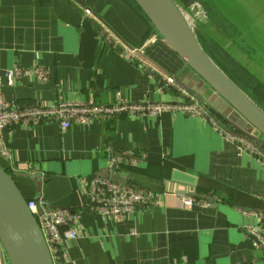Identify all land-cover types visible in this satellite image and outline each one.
I'll return each instance as SVG.
<instances>
[{
    "label": "crops",
    "instance_id": "1",
    "mask_svg": "<svg viewBox=\"0 0 264 264\" xmlns=\"http://www.w3.org/2000/svg\"><path fill=\"white\" fill-rule=\"evenodd\" d=\"M84 1L143 55L129 56L73 0H0V74L21 71L11 84L2 76L5 102L110 104L117 91L129 102L192 97L169 79L182 78L189 86L190 69L133 1ZM159 85H165L162 91ZM251 134L264 142L256 131ZM1 136L11 151L10 172L27 200L39 194L48 206L80 213L77 237L61 244L57 264H264V250L247 230L264 237V168L198 116L119 113L65 129L55 122L14 124ZM107 146L124 184L154 196L120 219L87 207L85 181L109 166ZM0 164L7 165L1 155ZM28 171L40 175L38 190ZM181 191L208 195L212 202L191 196L195 201L186 206L183 198L190 196Z\"/></svg>",
    "mask_w": 264,
    "mask_h": 264
},
{
    "label": "water",
    "instance_id": "2",
    "mask_svg": "<svg viewBox=\"0 0 264 264\" xmlns=\"http://www.w3.org/2000/svg\"><path fill=\"white\" fill-rule=\"evenodd\" d=\"M109 30L126 48L142 52L129 45L110 25L90 9L84 0H73ZM144 17L161 39L191 71L190 84L180 78L169 79L188 91L218 120L233 131L251 134L256 131L264 138V111L230 79L200 45L181 10L172 0H133ZM188 76H186L187 78ZM195 78V79H194ZM97 177L108 178L112 182L124 184L115 164L98 171ZM36 189L40 185V175L30 174ZM178 194L205 199L208 195L180 192ZM39 194L32 199L37 200ZM136 203L135 206H141ZM254 242L264 250V244L250 233ZM0 252L6 264H53L50 250L35 220L27 207V199L15 182L7 167L0 164ZM2 259H0V264Z\"/></svg>",
    "mask_w": 264,
    "mask_h": 264
},
{
    "label": "built area",
    "instance_id": "3",
    "mask_svg": "<svg viewBox=\"0 0 264 264\" xmlns=\"http://www.w3.org/2000/svg\"><path fill=\"white\" fill-rule=\"evenodd\" d=\"M154 42V37L150 38L149 43ZM137 50L142 51L141 49ZM126 51L131 57L137 55L135 50L128 49ZM34 72L38 77L45 76L42 70H35ZM20 74L21 71L17 67L5 70L3 75L0 74V155L7 161L5 166L9 171L14 169L11 161V151L4 144L1 134L4 129L14 124L31 125L41 122H55L65 129L72 122L85 124L92 120L107 119L119 113L132 116H157L163 112L177 111L198 116L208 121L226 141L238 144L242 151L251 154L264 168V150L218 123L217 118L193 96L182 102H129L123 100L120 97V92L117 91L114 102L110 104L59 100L53 104L17 107L14 103H7L3 100L1 86L3 84L2 76L8 84H11ZM167 82H165L166 85H168ZM164 86L159 85L158 90L162 91ZM107 149L110 159L109 165L111 166L114 164L115 159L112 148L107 146ZM28 172L33 173V171ZM84 190L88 198L87 207L91 211L114 219L123 218L135 207L136 203L150 204L154 198L153 194L148 191L128 184L112 182L108 178L95 176L85 181ZM194 201L191 197L183 198V204L186 206H191ZM27 207L35 217L48 245L53 264H57L61 244L77 237L76 228L80 219L79 211L48 206L41 197L37 200L28 199ZM247 230L249 233L255 234L264 244V237L260 233L251 227H248ZM0 259H2L1 264H6L3 252H0Z\"/></svg>",
    "mask_w": 264,
    "mask_h": 264
},
{
    "label": "rangeland",
    "instance_id": "4",
    "mask_svg": "<svg viewBox=\"0 0 264 264\" xmlns=\"http://www.w3.org/2000/svg\"><path fill=\"white\" fill-rule=\"evenodd\" d=\"M172 1L200 45L233 64L229 73L214 61L218 67L264 111V0ZM236 68L246 80L232 76Z\"/></svg>",
    "mask_w": 264,
    "mask_h": 264
},
{
    "label": "trees",
    "instance_id": "5",
    "mask_svg": "<svg viewBox=\"0 0 264 264\" xmlns=\"http://www.w3.org/2000/svg\"><path fill=\"white\" fill-rule=\"evenodd\" d=\"M131 1H133V0H131ZM204 46V48H205V50H206V52L208 53V55H210V57L212 58V59H214V61L222 68V69H225L227 72L229 71L228 69H229V65H233L232 63H231V61H227V60H225L226 58L223 56V58L220 56L219 58L217 57V56H215V54H213V52H211L212 51V48H210V46L209 45H203ZM225 58V59H224ZM235 66V65H234ZM236 67V66H235ZM237 69V68H236ZM237 71L239 72V74L238 73H232V76L233 77H235V79L237 78V77H239L240 79H242V80H246L244 77H242L243 76V73H242V71L240 70V69H237ZM229 73V72H228ZM230 75H231V73H230ZM241 75V76H240ZM236 134H239V135H241V136H243V137H245L247 140H249V141H251L254 145H257L259 148H261L262 150H264V142H262V141H260L258 138H256V137H253L252 136V134H247V133H245V132H243V131H234ZM117 164V163H116Z\"/></svg>",
    "mask_w": 264,
    "mask_h": 264
}]
</instances>
